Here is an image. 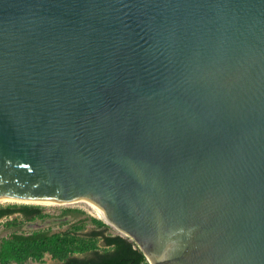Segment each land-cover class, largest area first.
Masks as SVG:
<instances>
[{
  "label": "water",
  "instance_id": "water-1",
  "mask_svg": "<svg viewBox=\"0 0 264 264\" xmlns=\"http://www.w3.org/2000/svg\"><path fill=\"white\" fill-rule=\"evenodd\" d=\"M0 197L90 200L149 264H264V0H0Z\"/></svg>",
  "mask_w": 264,
  "mask_h": 264
},
{
  "label": "trees",
  "instance_id": "trees-1",
  "mask_svg": "<svg viewBox=\"0 0 264 264\" xmlns=\"http://www.w3.org/2000/svg\"><path fill=\"white\" fill-rule=\"evenodd\" d=\"M12 229L0 242V264H22L29 259L43 261L46 253L60 264H149L142 250L128 236L109 231L102 219L89 216L78 207H63L60 222L70 226L64 231L22 230L25 222L50 217L42 205L33 203L0 204V220ZM91 223V228L85 230ZM84 254V257L75 256Z\"/></svg>",
  "mask_w": 264,
  "mask_h": 264
},
{
  "label": "rangeland",
  "instance_id": "rangeland-1",
  "mask_svg": "<svg viewBox=\"0 0 264 264\" xmlns=\"http://www.w3.org/2000/svg\"><path fill=\"white\" fill-rule=\"evenodd\" d=\"M5 203H13V202H5ZM5 203H0V204H5ZM14 203H33V204L42 205L43 212L50 215V217H47L45 219H35L32 221L25 222V224L22 226V230L25 232H30L34 229L49 230L50 232L66 230L70 226V223L60 222L61 219H59L57 215L59 214L60 210L63 207H67V206L81 208L85 211L87 215L97 217L94 210L84 202H76L72 204H40L34 202H14ZM11 217L12 216L4 217L0 220V242L3 237L8 236L12 231L11 228L5 225L6 219ZM91 226H92L91 223H89L84 231L89 230ZM110 227L111 228L109 229V231L113 233H120L113 226L110 225ZM59 263L60 261L58 259H55L51 257L50 254L46 253L43 258V261H36L33 259H29L22 264H59ZM12 264H16V263H12Z\"/></svg>",
  "mask_w": 264,
  "mask_h": 264
},
{
  "label": "bare ground",
  "instance_id": "bare-ground-1",
  "mask_svg": "<svg viewBox=\"0 0 264 264\" xmlns=\"http://www.w3.org/2000/svg\"><path fill=\"white\" fill-rule=\"evenodd\" d=\"M5 202H34V203H40V204H72V203H76V202H84L94 210L97 217L101 218L104 221L109 222L108 219L104 216V214L100 211V209L93 202H91L90 200L84 199V198H76L70 202H59L56 200H46V199H28V198H20V197H0V203H5Z\"/></svg>",
  "mask_w": 264,
  "mask_h": 264
},
{
  "label": "flooded vegetation",
  "instance_id": "flooded-vegetation-1",
  "mask_svg": "<svg viewBox=\"0 0 264 264\" xmlns=\"http://www.w3.org/2000/svg\"><path fill=\"white\" fill-rule=\"evenodd\" d=\"M51 256V255H50ZM75 256H79V257H84V254H75ZM60 261V260H59ZM60 263H61V261H60ZM59 263V264H60Z\"/></svg>",
  "mask_w": 264,
  "mask_h": 264
}]
</instances>
